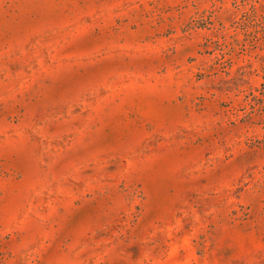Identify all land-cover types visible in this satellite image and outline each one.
Instances as JSON below:
<instances>
[{
  "label": "rangeland",
  "instance_id": "rangeland-1",
  "mask_svg": "<svg viewBox=\"0 0 264 264\" xmlns=\"http://www.w3.org/2000/svg\"><path fill=\"white\" fill-rule=\"evenodd\" d=\"M0 264H264V0H0Z\"/></svg>",
  "mask_w": 264,
  "mask_h": 264
}]
</instances>
